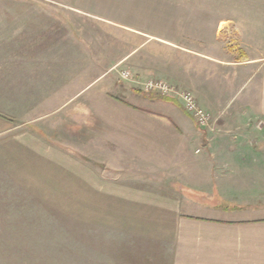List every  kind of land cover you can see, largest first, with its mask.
<instances>
[{
  "label": "rangeland",
  "instance_id": "obj_1",
  "mask_svg": "<svg viewBox=\"0 0 264 264\" xmlns=\"http://www.w3.org/2000/svg\"><path fill=\"white\" fill-rule=\"evenodd\" d=\"M19 1L10 3L9 10L40 14L41 19L38 30L25 38V67L34 81L16 90L10 85L7 94L15 104L7 109L19 113L15 133H26L28 148H46L42 160L29 152L26 178L19 174L35 195L0 196V233L13 230L6 228L11 225L23 231L25 225H36L27 229L35 235L28 238L34 244H20L25 240L20 234L13 238L16 243L0 238L6 240L0 242V264H81L96 258L82 238L97 237L93 231L100 212L105 217L106 197H88L85 189L102 184L163 187L168 176L174 185L198 189L196 200L212 208L203 212L207 217L218 208L264 206L263 135H248L254 139L248 148L215 150L209 145L222 134L218 121L212 139L207 131L204 136L165 133L166 97L145 93L121 75L137 76L129 56L147 41L138 50L143 61L147 53L161 56L164 42L208 50L210 41L217 40L241 55L236 25L254 34L264 24L259 21L264 0ZM229 26L235 32L223 31ZM1 173L0 188L12 186ZM37 236L44 244L35 243Z\"/></svg>",
  "mask_w": 264,
  "mask_h": 264
},
{
  "label": "crops",
  "instance_id": "obj_2",
  "mask_svg": "<svg viewBox=\"0 0 264 264\" xmlns=\"http://www.w3.org/2000/svg\"><path fill=\"white\" fill-rule=\"evenodd\" d=\"M10 3L20 1L0 0V170L5 171L4 179L12 186L0 188V196L31 197L35 195L31 187L19 181V174L28 171L32 150L27 143L31 141L26 133H15L20 115L7 109L15 104L11 105L14 99L7 93L10 85H15L16 90L21 83L34 81L25 67L29 51L25 38L38 30L41 17L10 11ZM261 20L264 21V13ZM243 27L236 25L235 30L241 55L231 54L225 46L216 44L217 40H211L208 50H187L164 42L160 45L164 51L161 56L147 53L148 60L143 61L137 57L138 50L149 45L151 41H147L129 56L130 66L140 76L136 74V79H165L195 94L199 104L218 121L222 134L209 145L215 150L248 148L254 142L248 135L264 137V131L259 132L264 130V24H259L252 35ZM224 30L235 32L230 26ZM88 85L77 93L85 94ZM170 131L205 135L176 101L165 100V133ZM41 148H34L35 156H40L46 147ZM85 190L88 197H106V213L102 217L100 212L101 218L94 227L97 237L82 238V244L90 243L88 249L97 257L81 264H264V206L218 208L212 211L215 216H202L212 208L196 200L198 189L174 185L168 176L163 187L102 184ZM11 226L6 228L13 230L3 231L0 238L16 243L13 238L20 234L25 239L20 244H34L28 238L35 235L27 229L36 225H25L27 234L18 229L21 226ZM41 239L37 236L35 243L44 244Z\"/></svg>",
  "mask_w": 264,
  "mask_h": 264
},
{
  "label": "built area",
  "instance_id": "obj_3",
  "mask_svg": "<svg viewBox=\"0 0 264 264\" xmlns=\"http://www.w3.org/2000/svg\"><path fill=\"white\" fill-rule=\"evenodd\" d=\"M122 79L132 82L136 87H140L145 93H160L162 96L176 101L180 104L184 112L196 123L203 131L217 132L214 116L203 108L195 94L190 90H185L177 87L164 80H148L141 82L134 77L129 71L122 72ZM199 152V151H198Z\"/></svg>",
  "mask_w": 264,
  "mask_h": 264
},
{
  "label": "trees",
  "instance_id": "obj_4",
  "mask_svg": "<svg viewBox=\"0 0 264 264\" xmlns=\"http://www.w3.org/2000/svg\"><path fill=\"white\" fill-rule=\"evenodd\" d=\"M165 100H167V101H172L171 99H169V98H166Z\"/></svg>",
  "mask_w": 264,
  "mask_h": 264
}]
</instances>
